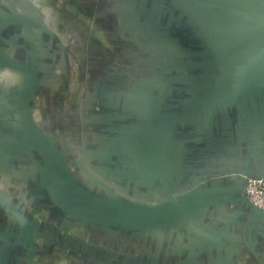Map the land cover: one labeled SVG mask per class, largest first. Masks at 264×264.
I'll use <instances>...</instances> for the list:
<instances>
[{"label":"rangeland","instance_id":"rangeland-1","mask_svg":"<svg viewBox=\"0 0 264 264\" xmlns=\"http://www.w3.org/2000/svg\"><path fill=\"white\" fill-rule=\"evenodd\" d=\"M239 2L0 0V58L36 71L28 97L35 77L0 65V249L29 227L32 264L151 263L154 240L139 237L143 229L69 209L59 197L68 182L34 145L37 131L81 198L137 214L164 208L171 194L155 141L185 140L186 108L219 99L213 93L225 85L201 77L203 64L227 58L220 37L231 40L229 27L249 12ZM231 65L222 63V73Z\"/></svg>","mask_w":264,"mask_h":264},{"label":"crops","instance_id":"crops-1","mask_svg":"<svg viewBox=\"0 0 264 264\" xmlns=\"http://www.w3.org/2000/svg\"><path fill=\"white\" fill-rule=\"evenodd\" d=\"M239 5L249 12L229 27L231 40L220 37L234 49L225 58L234 71L207 78L224 83L213 93L219 99L186 108L185 140L155 141L162 150L155 158L166 168L155 175L164 177L169 200L188 196L191 203L153 234L139 233L154 240L150 264H264V218L253 217L238 188L240 172L251 167L264 175V0ZM7 238L12 245L0 249V264H32L19 238Z\"/></svg>","mask_w":264,"mask_h":264},{"label":"water","instance_id":"water-1","mask_svg":"<svg viewBox=\"0 0 264 264\" xmlns=\"http://www.w3.org/2000/svg\"><path fill=\"white\" fill-rule=\"evenodd\" d=\"M221 41V40H220ZM219 41V49L221 50V54L225 51V57L229 58L231 51L234 49L230 47H226L229 44L228 41ZM224 49V50H223ZM222 57V56H221ZM224 57L222 60L224 63ZM209 63V64H208ZM220 59L215 56L212 60H208L203 65H208L209 68H206L209 72L204 73L201 77L204 76H211L217 75L222 73ZM0 65H9L15 68H19L21 70H25L30 72L34 77L35 80L31 86V89L28 92V97L31 96L33 93V89L36 83V71L33 68H30L25 65H16L14 62L7 60L5 58H0ZM223 74V73H222ZM197 79V77H196ZM195 79V80H196ZM222 82V81H221ZM218 82V83H221ZM216 83V84H218ZM219 85V84H218ZM23 110L28 119H30V113L27 103V97L23 100ZM32 124V123H31ZM33 129L37 131L34 125H32ZM39 140L35 142L34 145L39 146L41 150L51 158L54 166L57 170L61 173L64 179L68 182L69 190L63 194H60L59 197L66 201L69 206V209L78 215L81 216H92L94 217H103L107 222H110L112 226L115 227H127V228H134V229H148L150 227H155L156 225L162 224L173 218H179L181 213L185 211L190 206L191 198L190 197H183V198H172L168 201L167 206L162 209L147 212V213H131L127 211H123L117 209L103 201L96 200V199H83L81 198L76 190V185L73 181L72 174L70 170L65 166L63 159L59 156V154L54 150L52 145L50 144L49 140L46 136L42 133L37 131ZM240 184L238 188L242 192L244 198L248 201L250 208L252 209V214L254 218L263 219L264 218V210L254 206L249 199L247 198V184L249 178H259L264 180V175L258 173L257 171L252 170L250 167L247 170H244L239 173ZM219 197V195H217ZM221 197V196H220ZM19 243L24 246L34 247L35 244V236L34 232L31 228H26L19 236ZM33 254H36L34 250Z\"/></svg>","mask_w":264,"mask_h":264},{"label":"built area","instance_id":"built-area-1","mask_svg":"<svg viewBox=\"0 0 264 264\" xmlns=\"http://www.w3.org/2000/svg\"><path fill=\"white\" fill-rule=\"evenodd\" d=\"M246 195L254 206L264 210V180L249 178Z\"/></svg>","mask_w":264,"mask_h":264}]
</instances>
